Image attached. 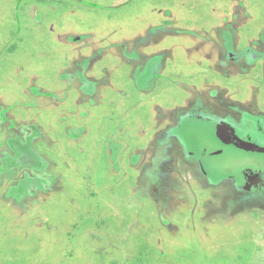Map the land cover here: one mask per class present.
<instances>
[{"label":"rangeland","instance_id":"374dc122","mask_svg":"<svg viewBox=\"0 0 264 264\" xmlns=\"http://www.w3.org/2000/svg\"><path fill=\"white\" fill-rule=\"evenodd\" d=\"M204 105L264 127V0H0V264H264L263 183L176 138Z\"/></svg>","mask_w":264,"mask_h":264},{"label":"bare ground","instance_id":"6f19581e","mask_svg":"<svg viewBox=\"0 0 264 264\" xmlns=\"http://www.w3.org/2000/svg\"><path fill=\"white\" fill-rule=\"evenodd\" d=\"M193 120L196 121L197 119H190L185 123V130L188 136H197L195 141L192 140V147L200 151L198 154L204 160L209 174L211 172L217 178L236 176L238 177V181L245 185L246 177L241 172L244 167H264V152L251 148H242V146L240 147L232 142H223L222 137H220L214 129L205 123L200 129L195 127L190 128V126L194 123ZM213 132H215L216 135ZM198 137H202L200 141ZM217 147L219 148V151L216 150V152H214V149ZM219 155H223L225 159L221 165L212 162V157H217Z\"/></svg>","mask_w":264,"mask_h":264},{"label":"crops","instance_id":"0c3cea01","mask_svg":"<svg viewBox=\"0 0 264 264\" xmlns=\"http://www.w3.org/2000/svg\"><path fill=\"white\" fill-rule=\"evenodd\" d=\"M79 39H81V38H79ZM231 42H229V44L227 45V48H228V50L230 51V53L233 55V58H234V56L235 57H237L238 55H237V52H239V50H238V48H237V41H236V39H235V37H233L232 36V38H231V40H230ZM246 48H248V51H247V55H251L250 57H248L249 58V63L250 64H252V63H254L255 61H257L258 60V58H260V57H257L256 56V53H258L257 51H255V50H253V48H251L250 46H246ZM250 48V49H249ZM251 49H252V51L253 52H255L254 54L251 52ZM224 58V57H223ZM226 61H230V63L229 64H226L227 66H229V65H231V64H233V62H237V63H241L242 61H233V60H227V59H225ZM243 62H245V61H243ZM154 71L156 70V68L155 67H151ZM156 72V71H155ZM193 107H196V106H193ZM217 108V107H216ZM243 109V108H242ZM198 110V112L197 113H194V114H199V116H208V117H217V118H219V117H224V116H229L230 114L228 113V114H226V115H221V114H224L226 111L222 108V109H220V108H217V110L220 112V113H218V114H216V113H214V109L213 108H211L210 106H207V105H204V106H202V108L201 109H197ZM245 109H243L242 111H240L239 109L237 110V112H236V116L238 115V114H242V113H244L245 111H244ZM248 113V112H247ZM249 114V113H248ZM247 114V115H248ZM232 115V114H231ZM247 115H244V121H243V123H241L240 121H236V119L233 117V116H230V119L232 120V124H226V123H219V124H215V128H216V131H217V133L220 135V134H222V135H224V137L226 138V139H231V138H234V137H237V138H239L240 140H242L245 144H248V145H250V146H255V147H258V148H261V149H264V144L263 143H255L254 141H253V139H249V138H244V136H243V134H244V132H242V131H246V136H250L252 133V131H254V130H248V125H250V126H252V128L254 127V129H258V128H262V125L261 124H258V123H256V121L257 120H259V119H257V118H260V119H262L261 117H260V115H257V116H254L253 114H249V115H251L252 117H248ZM192 116V115H191ZM247 121V122H246ZM260 121V120H259ZM186 122H184V124H185ZM264 128V127H263ZM167 134H170V132L169 133H167ZM174 137V136H173ZM177 138V137H176ZM6 144V143H5ZM188 144H190V143H188ZM190 146V145H189ZM192 146V145H191ZM5 147L7 148V145H5ZM5 147H4V149H5ZM3 149V148H2ZM1 149V150H2ZM190 149V151H191V153L193 154H198V151H195L194 150V148H189ZM187 150V149H186ZM5 151V153L7 154V157H5V156H3V158L5 159V164H7L8 165V161H11V160H13V159H15V157H13L12 155H14V151H11L10 149H7V150H4ZM193 154V155H194ZM196 159H197V157H195ZM16 165V164H15ZM16 168L18 169V167L16 166ZM8 170V169H7ZM7 170H5V171H7ZM223 178V177H222ZM222 178H219L220 180H222ZM154 180H152L151 182H153Z\"/></svg>","mask_w":264,"mask_h":264},{"label":"flooded vegetation","instance_id":"af4514ba","mask_svg":"<svg viewBox=\"0 0 264 264\" xmlns=\"http://www.w3.org/2000/svg\"><path fill=\"white\" fill-rule=\"evenodd\" d=\"M237 57H235L234 56V58H233V55L230 53V51L228 50V48H227V46H226V53H225V55H224V59H227V60H233V61H249V58L248 57H250L251 55L249 54V55H247V53L246 52H244V51H239V52H237ZM257 56V55H256ZM257 57H259V56H257ZM251 58V57H250ZM200 117L201 118V120H205V121H207L208 123H212L213 124V127H214V130L216 131V128H215V124H219V123H226V124H232L233 122H232V120L230 119V116L231 115H227V116H224V117H219V118H217V117H208V116H199V115H197V114H194V115H190V116H188L187 115V117H189V118H193V117ZM184 120H182V121H180V123H179V125H178V127L176 128L177 129V133H175V135H177L176 137H179V138H181L182 140H184V141H186L181 135H180V130H179V128L184 124ZM212 124L211 125H209L212 129H213V127H212ZM185 125V124H184ZM251 128V129H250ZM254 130V131H252L251 133V135L250 136H246V131H242V132H244V134H243V136H244V138H249V139H253V141L255 142V143H263L264 144V128H263V126H262V128H258V129H254V127L252 128V126H250V125H248V130ZM217 132V131H216ZM214 134H215V132H213ZM216 135V134H215ZM173 136V135H172ZM182 140H181V142H182ZM186 143L188 144V142L186 141ZM218 143V142H217ZM184 145V144H183ZM188 146H189V144H188ZM184 147H185V145H184ZM186 148V147H185ZM205 148H207V147H205ZM205 148H204V150H205ZM194 150L195 151H198V152H200L198 149L196 150L195 148H194ZM216 150H218L219 151V148L217 147V148H215L214 149V152H216ZM217 151V152H218ZM194 154V153H193ZM195 155V154H194ZM195 157H197V159L200 161V163H197L198 161H197V159L195 160V163H196V165H198L199 164V168L201 169V168H203V169H205L206 170V172L208 173L209 171H208V169H207V166L205 165V163H204V160L202 159V157L199 155V154H196L195 155ZM244 175H245V177H246V184L244 185V184H241L239 181H238V177H236V176H228V177H223L222 179H233V181L232 182H234L233 183V185H234V187H236V188H240V186H243V189H250L251 191H256V189L257 190H260L259 189V187L261 186V184H259V183H263L262 185H264V167H262V166H247V167H244L243 169H242V171H241ZM209 174V173H208ZM259 175H261L263 178L262 179H260L259 178ZM217 181H220V180H217ZM249 185H251V186H249ZM247 189V190H248Z\"/></svg>","mask_w":264,"mask_h":264},{"label":"water","instance_id":"95a60500","mask_svg":"<svg viewBox=\"0 0 264 264\" xmlns=\"http://www.w3.org/2000/svg\"><path fill=\"white\" fill-rule=\"evenodd\" d=\"M220 137H222V139H223L222 141L223 142H226V143L232 142V143H234V144H236V145H238L240 147L242 146V148L243 147L244 148H247V149H250L251 148V149H254V150H257V151H260V152H264V149H261V148L255 147V146H250L248 144H245L242 140H240L237 137H234V138H231V139H226L224 137V135H222V134H220Z\"/></svg>","mask_w":264,"mask_h":264}]
</instances>
